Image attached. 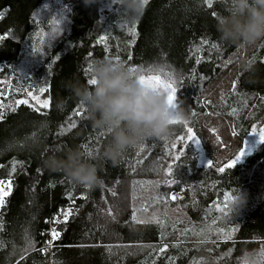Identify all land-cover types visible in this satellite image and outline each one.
<instances>
[{"label":"trees","instance_id":"16d2710c","mask_svg":"<svg viewBox=\"0 0 264 264\" xmlns=\"http://www.w3.org/2000/svg\"><path fill=\"white\" fill-rule=\"evenodd\" d=\"M106 1L0 0V78L8 83L0 180L11 185L0 207V264H243L251 250L264 261V142L226 167L264 128V40L241 49L219 39L215 17L227 0H149L134 19L119 0ZM97 58L174 68L190 120L129 149L116 166L102 164L103 183L86 190L42 161L108 142L64 86L87 82ZM41 88L48 107L17 104ZM188 127L206 165L190 144L178 148ZM54 216L56 240L44 234Z\"/></svg>","mask_w":264,"mask_h":264},{"label":"clouds","instance_id":"9594fccd","mask_svg":"<svg viewBox=\"0 0 264 264\" xmlns=\"http://www.w3.org/2000/svg\"><path fill=\"white\" fill-rule=\"evenodd\" d=\"M93 0H85L91 3ZM130 18L143 13L146 0H119ZM219 39L238 48H251L264 40V0H227V11L215 17ZM154 68H132L124 61L97 58L88 66L89 80L78 78L65 82V88L81 104L93 126L107 133L109 139L100 149L88 154L79 148H68L62 155L52 154L42 166L66 176L72 183L93 190L103 181L99 176L102 164L116 166L129 149L137 148L149 138L162 139L170 135L175 124L190 119L182 100L169 103L159 89L142 84L145 72ZM244 202L240 192L234 200L238 209ZM243 264H264L257 250L245 251Z\"/></svg>","mask_w":264,"mask_h":264},{"label":"rangeland","instance_id":"374dc122","mask_svg":"<svg viewBox=\"0 0 264 264\" xmlns=\"http://www.w3.org/2000/svg\"><path fill=\"white\" fill-rule=\"evenodd\" d=\"M113 3H114V0H109V1H106L104 3V6L106 8H110L113 6ZM150 67L154 68L155 70L153 71H148V72H145L144 75L147 76V75H160L161 76V79L165 82H172L173 83V87L177 88L179 90V87H180V82H181V78H180V74L172 67L168 66V65H164V64H158V63H143L137 67H135L134 69L137 70V69H140V70H143V69H149ZM167 74V75H166ZM7 85L8 83L0 78V109L3 110V98L5 97V94L7 92ZM164 95L167 96V92L160 88L159 89ZM29 93H32V96H35L38 98V100L40 101V103H37V100H34L32 98V96H27V97H24V98H20L18 101L20 100H28V105L34 107V108H41L43 107L42 106V102L47 100L48 101V105H49V97L45 96L43 94V92H40V93H34L32 91H29ZM178 100V91L177 93L175 94V99L174 101ZM190 120V119H189ZM189 120L185 121L184 123L187 124V126L189 125ZM189 134L183 136L181 135L180 137H182L183 139H179V141L181 142V145L178 147L179 149H183L184 146L186 144H190L191 145V148L193 150L194 153H196L197 155V159H198V163L199 165H206L208 163V159L205 155V152L203 151V149L201 148L200 144L199 143H194L192 141H189L187 139ZM196 137V136H195ZM197 139V138H196ZM259 143V139L256 137L255 134H251L249 135L246 139H245V142H244V147L245 148V153L244 155L239 159H243L246 155H248L249 153L252 152V150L258 145ZM142 144L141 143L139 147H142ZM175 145H178V142L175 141ZM179 152L176 151V154H178ZM239 155V154H238ZM238 160V161H239ZM9 181H2L0 180V185H2V189L0 190H3V191H8V185H9Z\"/></svg>","mask_w":264,"mask_h":264},{"label":"snow or ice","instance_id":"6c2138e0","mask_svg":"<svg viewBox=\"0 0 264 264\" xmlns=\"http://www.w3.org/2000/svg\"><path fill=\"white\" fill-rule=\"evenodd\" d=\"M148 2H149V0H146V3L147 4H148ZM205 2L208 3L209 5H211L212 0H205ZM213 15L215 16L216 13H213ZM205 43H206V41H205ZM213 47H216V45L213 44ZM132 71L134 72L135 69L132 68ZM139 80H140V82L142 84H146L149 87L156 88V89H160V88L164 89L167 92V99H168L169 103L170 104L173 103V101L175 99V94L177 93L178 89L175 88V87H173V83L172 82H165V81H163L161 79V76L158 75V74L157 75H147V76L141 75L139 77ZM88 82L90 84L92 83L91 80H89ZM40 91L41 92H44L45 89L44 88H41ZM28 95L29 96H32V93H28ZM32 98L34 100H37V103H40V101L38 100L37 97L32 96ZM17 104H28V100L25 99V100L17 101ZM42 106L45 107V108L48 107V101L47 100L43 101L42 102ZM82 113H83V109L81 108L80 111H77L76 112V115L77 116H81ZM193 115H195V113H193ZM73 126H75V125H73ZM187 132L189 134L188 137H187V139L189 141H192L194 143H199V140L196 139L195 133L193 132V129L191 127H188L187 128ZM254 134H255V130H254ZM177 139H183V138L182 137H177ZM259 141L260 142H264V128H261L259 130ZM173 147H175V145H173ZM180 151L183 152V149H180ZM85 152L88 153V154H91V152L88 151L87 148H85ZM244 153H245V148H241L239 155H237L234 160H232L230 163H228L226 165V167L227 168L233 167L235 165V163L244 155ZM176 159L179 160L180 157L177 156ZM209 166H211V162H209ZM13 170H15V166H14ZM219 171L220 172H224L225 171V167L219 168ZM168 172L169 173L171 172V167L168 168ZM0 189H2V185H0ZM10 193H11V185L9 183V185H8V191L0 190V207H2L5 204V199L4 198L7 197L8 195H10ZM171 199L176 200L177 197L173 195L171 197ZM69 215H71L70 212H65L64 213V219H65V221H67V218H68ZM51 235H52V240H56V239L59 238L60 233L58 231H56L55 229H53ZM48 243L51 244V241H49ZM166 248H167V245H165L164 247L160 248V252L163 253L166 250Z\"/></svg>","mask_w":264,"mask_h":264},{"label":"built area","instance_id":"2783aa9c","mask_svg":"<svg viewBox=\"0 0 264 264\" xmlns=\"http://www.w3.org/2000/svg\"><path fill=\"white\" fill-rule=\"evenodd\" d=\"M60 221H61V218L59 216H54V217L50 218L48 221V228L46 230H44V234H51L56 223H58ZM49 241H51L50 238H49L48 242ZM47 247L50 248L51 244L48 243Z\"/></svg>","mask_w":264,"mask_h":264}]
</instances>
